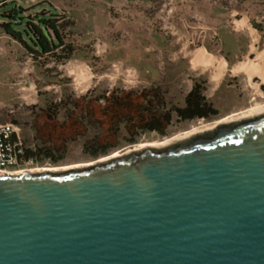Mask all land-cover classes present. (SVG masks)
Listing matches in <instances>:
<instances>
[{
    "label": "water",
    "instance_id": "95a60500",
    "mask_svg": "<svg viewBox=\"0 0 264 264\" xmlns=\"http://www.w3.org/2000/svg\"><path fill=\"white\" fill-rule=\"evenodd\" d=\"M0 264H264V111L91 165L0 174Z\"/></svg>",
    "mask_w": 264,
    "mask_h": 264
},
{
    "label": "rangeland",
    "instance_id": "374dc122",
    "mask_svg": "<svg viewBox=\"0 0 264 264\" xmlns=\"http://www.w3.org/2000/svg\"><path fill=\"white\" fill-rule=\"evenodd\" d=\"M15 5L0 9V22L1 13ZM42 7L74 22L68 40L77 52L63 64L44 63L0 29V124L16 123L27 148L42 147L33 122L48 104L63 103L59 113L63 120L66 105L75 98L103 96L114 88L158 86L169 106H183L197 80L218 114L181 120L174 113L165 135L148 131L134 141L122 126L120 145L97 157L85 149L97 133L91 127L86 136L68 143L57 162L38 160L36 169L91 165L175 137L193 125L239 116L264 105L259 75L250 79L245 71L233 72L237 64H252L264 52V0H51ZM200 48L227 64L219 82L213 79V68L193 67L192 58ZM82 68H88L89 79L80 77Z\"/></svg>",
    "mask_w": 264,
    "mask_h": 264
},
{
    "label": "trees",
    "instance_id": "16d2710c",
    "mask_svg": "<svg viewBox=\"0 0 264 264\" xmlns=\"http://www.w3.org/2000/svg\"><path fill=\"white\" fill-rule=\"evenodd\" d=\"M12 3L16 0H1L0 9ZM42 5L30 8L15 5L3 11L0 29L18 41L35 59L63 64L77 52L76 46L68 40V29L74 22L64 14L46 8L39 10ZM203 90L201 82L196 80L183 106H169L164 91L158 86L141 90L114 88L109 94L94 97L85 94L64 103L67 105L63 120L59 118L63 103L51 102L33 122L36 138L42 147H26V155L57 162L59 154L63 155L67 150L68 143L86 136L91 127L96 128L97 133L85 144V149L93 157L106 154L120 145L122 126L130 141L148 131L165 135L174 113L181 120L218 114Z\"/></svg>",
    "mask_w": 264,
    "mask_h": 264
},
{
    "label": "bare ground",
    "instance_id": "6f19581e",
    "mask_svg": "<svg viewBox=\"0 0 264 264\" xmlns=\"http://www.w3.org/2000/svg\"><path fill=\"white\" fill-rule=\"evenodd\" d=\"M192 65H193L194 68H197L199 66H203L205 69L213 68L215 70V75L213 76V79L216 82L220 81L221 77L223 76V74L225 73V71L227 69V64L224 61H217L214 58V56H212L211 54H209L207 52V50L205 48H200V49H198L195 52L194 57L192 58ZM241 71H245L246 73H248L250 79L252 78L253 75H259L261 80L264 82V52L260 53L258 55V57H257V60L254 61L252 64H247L245 62H241V63L237 64L236 66H234L233 72L238 73V72H241ZM90 76H92V75H90V72H89L88 68H84L81 71V73H80V77H82V78L87 77L89 79ZM255 86L257 87L256 84H255ZM263 111H264V105L263 106L262 105H258L256 107L251 108L248 112H243L241 115H239V113H237L239 115V116L235 115L237 117H235L233 115V116H229V117L223 118V119L218 120V121L209 122V123H201L200 125H193L189 130H187L184 133L178 134L175 137L168 138V139H166L164 141H155V142H152V143H146V144H143L141 146V148H144L146 146H163V145H167V144H169V143H171V142H173L175 140L188 137V136L193 135V134H195L197 132H200L202 130L211 129V128H213L214 126H216L220 122L237 120V119H240V118L248 117V116L263 112ZM117 155L118 154H114L113 157H115ZM85 165H90V163L84 164L82 166H85ZM79 166L80 165H74V166L67 167V168L79 167ZM42 170L57 171L58 169H56V168H42V169H35V170H30V171H37L38 172V171H42ZM22 172L23 171H20V172H8L7 174H21Z\"/></svg>",
    "mask_w": 264,
    "mask_h": 264
},
{
    "label": "built area",
    "instance_id": "2783aa9c",
    "mask_svg": "<svg viewBox=\"0 0 264 264\" xmlns=\"http://www.w3.org/2000/svg\"><path fill=\"white\" fill-rule=\"evenodd\" d=\"M36 157L26 155L20 127L13 121L0 124V174L35 170ZM22 168V170H20Z\"/></svg>",
    "mask_w": 264,
    "mask_h": 264
},
{
    "label": "crops",
    "instance_id": "0c3cea01",
    "mask_svg": "<svg viewBox=\"0 0 264 264\" xmlns=\"http://www.w3.org/2000/svg\"><path fill=\"white\" fill-rule=\"evenodd\" d=\"M51 0H16V6L18 7H24V8H30L37 4H46ZM45 7H39V10L44 9Z\"/></svg>",
    "mask_w": 264,
    "mask_h": 264
}]
</instances>
